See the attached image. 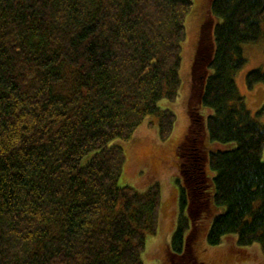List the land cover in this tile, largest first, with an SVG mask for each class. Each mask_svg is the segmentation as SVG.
<instances>
[{
	"label": "trees",
	"instance_id": "trees-1",
	"mask_svg": "<svg viewBox=\"0 0 264 264\" xmlns=\"http://www.w3.org/2000/svg\"><path fill=\"white\" fill-rule=\"evenodd\" d=\"M191 0H0V264H143L160 188L118 185L121 147L149 116L167 139ZM264 40V0H209L176 156L172 264L228 236L264 257V125L237 91L243 46ZM264 82L250 71L249 87ZM206 141L231 149L207 151ZM209 173L211 175H209ZM185 213V212H184ZM182 214V213H181ZM238 253L245 256L246 251Z\"/></svg>",
	"mask_w": 264,
	"mask_h": 264
},
{
	"label": "rangeland",
	"instance_id": "rangeland-1",
	"mask_svg": "<svg viewBox=\"0 0 264 264\" xmlns=\"http://www.w3.org/2000/svg\"><path fill=\"white\" fill-rule=\"evenodd\" d=\"M192 6L185 17V39L181 44V64L179 68L180 85L177 97L164 99L158 103L160 109H169L175 115V124L170 136L162 140L159 136L157 118L149 116L136 129L127 141H114L122 148L125 162L118 179L120 187L129 186L144 191L153 183L160 188V209L155 236L146 240L142 253L143 264H172L168 259V248L175 232L181 212L179 196L183 178L178 165L176 151L186 137L189 118L187 100L190 94L191 67L199 37V31L207 16L209 0H191ZM246 59L244 66L235 75L237 91L244 98V105L251 118L264 125V82L249 87L246 76L253 70H264V40L243 46ZM234 143L227 146L212 144L206 141L207 151L231 149ZM261 160L264 162V149ZM209 175H211L209 173ZM185 212V213H184ZM182 213V214H181ZM191 245L196 259L204 264H264V257L258 244L247 248H238L236 237L228 236L216 247H208L199 231ZM238 251L243 252L241 256Z\"/></svg>",
	"mask_w": 264,
	"mask_h": 264
}]
</instances>
